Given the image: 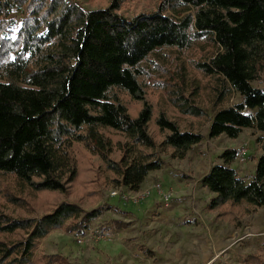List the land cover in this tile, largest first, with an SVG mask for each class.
<instances>
[{
	"label": "trees",
	"instance_id": "16d2710c",
	"mask_svg": "<svg viewBox=\"0 0 264 264\" xmlns=\"http://www.w3.org/2000/svg\"><path fill=\"white\" fill-rule=\"evenodd\" d=\"M119 4L111 0L106 7L87 10L76 0H0V173L35 191L65 194L77 177L70 155L77 142L101 158L117 188L137 192L147 175L162 167L158 148L185 159L203 135L181 129L160 113L154 123L165 135L156 143L139 77L145 59L161 49H184L190 35L212 45L197 66L214 80L208 137L235 140L246 129L264 134V88L252 85L264 73V0H175L131 18L118 11ZM177 8L186 14L177 18ZM114 90L142 101L141 110L129 113ZM232 94L239 102L227 106ZM180 112L192 119L206 116L187 101ZM112 136L120 139L113 144ZM238 154L237 149L224 150L199 181L213 195L207 210L234 226L264 207V144L249 179L232 167ZM100 215V208L84 211L77 203L61 202L39 219L1 216L0 230L30 229V234L23 245H1L0 254L15 255V264H30L36 241L57 229L84 235ZM113 227L121 229L117 221ZM40 260L71 264L60 254ZM241 264H264V245Z\"/></svg>",
	"mask_w": 264,
	"mask_h": 264
},
{
	"label": "rangeland",
	"instance_id": "374dc122",
	"mask_svg": "<svg viewBox=\"0 0 264 264\" xmlns=\"http://www.w3.org/2000/svg\"><path fill=\"white\" fill-rule=\"evenodd\" d=\"M76 1L84 9L92 10L106 7L111 0ZM173 2L175 0H120L118 11L131 18ZM179 11V8L173 10L177 18L186 14ZM189 39L184 49L158 50L140 65L143 97L153 115L149 133L156 143H160L165 135L154 123L160 113L179 123L181 129H197L203 135L202 142L192 147L182 160L172 158L171 151L166 148L157 149L162 167L150 172L142 186L159 183L163 193H170L169 202L162 204L160 198L138 202L127 198L124 201L121 195L128 192L123 189L122 193L119 191L120 196L111 197V191L120 189L114 181L116 177L84 143L71 144L70 155L77 177L65 194L35 191L19 183L13 175L0 173V217L39 219L61 202L77 203L84 211L101 210L100 217L91 224L87 234L75 237L57 229L36 241L30 264H42L40 258L51 254H60L71 264H241L244 257L264 245V207L252 215L242 216L238 226L218 218L206 208L212 195L202 189L197 180L211 165L220 162L218 156L226 149L241 151L232 167L239 177L249 179L264 144V134L246 129L235 140L225 136L208 137V122L214 106V80L203 75L197 66L212 52V45L193 35ZM252 85L263 89L264 73ZM112 93L129 113L136 115L141 110L142 101L134 100L120 90ZM186 101L196 104L206 116L192 119L181 114L180 105ZM237 102L238 97L232 94L226 104L231 106ZM119 139L112 136L113 144ZM118 156L113 152L111 158L117 160ZM92 191L95 194L88 196ZM156 195L151 190L150 197ZM114 221L120 223L121 229L113 227ZM3 226L4 222H0V229ZM96 229L103 238L95 235ZM29 231L17 230L10 234L0 230V246L23 245ZM77 239L82 240L81 245ZM139 247L151 255L144 254ZM15 257L4 258L0 254L2 264H15Z\"/></svg>",
	"mask_w": 264,
	"mask_h": 264
},
{
	"label": "built area",
	"instance_id": "2783aa9c",
	"mask_svg": "<svg viewBox=\"0 0 264 264\" xmlns=\"http://www.w3.org/2000/svg\"><path fill=\"white\" fill-rule=\"evenodd\" d=\"M240 153H241V151H239L238 156L241 155ZM242 161H243V159H242ZM148 188H144L142 190L140 189L137 192L128 191V193H126V194H123L122 193V189L120 188V189H115V190L111 191L109 195L111 197H118V196H120L119 195V191H121V193H122V195H121L122 200L125 201L127 198H130L131 200H133L135 202H138L141 199L145 200V199L149 198L150 197L151 190H154L156 192V194L158 195V197L160 198V200L163 203L169 202L170 197H171L170 193H168V192L167 193H163L161 191V186H160L159 183L158 184H152V186L151 187H148ZM94 233H95V235H97L98 238H103L102 235L99 232V229H96L94 231ZM77 242L80 245L82 244V240L81 239H77Z\"/></svg>",
	"mask_w": 264,
	"mask_h": 264
},
{
	"label": "crops",
	"instance_id": "0c3cea01",
	"mask_svg": "<svg viewBox=\"0 0 264 264\" xmlns=\"http://www.w3.org/2000/svg\"><path fill=\"white\" fill-rule=\"evenodd\" d=\"M254 163H255V162H254ZM208 170H209V169H208ZM207 172H208V171H207ZM207 172H206V173H207ZM206 173H205V174H206ZM205 174H204V175H205ZM204 175H203V176H204ZM203 176H201V177L197 180V182H199L200 179H201ZM147 185H148V184H147ZM147 185H145L144 187L142 186L141 189H143V188H148ZM151 186H152V185H150L149 187H151ZM202 189H205V188H202ZM211 195H212V194H211ZM212 196H213V195H212ZM157 198L159 199L158 195H156V196H154V197H150V198H148V200H150V199H157ZM146 200H147V199H146ZM160 201H161V200H160ZM161 203L164 204L162 201H161ZM165 204H166V203H165Z\"/></svg>",
	"mask_w": 264,
	"mask_h": 264
}]
</instances>
